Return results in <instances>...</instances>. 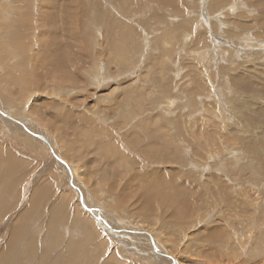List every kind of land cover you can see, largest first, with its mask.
Returning a JSON list of instances; mask_svg holds the SVG:
<instances>
[{
	"label": "rangeland",
	"instance_id": "rangeland-1",
	"mask_svg": "<svg viewBox=\"0 0 264 264\" xmlns=\"http://www.w3.org/2000/svg\"><path fill=\"white\" fill-rule=\"evenodd\" d=\"M0 2L14 7L3 16L12 23L0 32L10 50L0 72L22 73L25 87L41 76L36 92L8 102L15 111L0 103V165H13L0 166V264H264V160L247 145L264 153V0ZM19 4L32 27L23 53L7 40L25 34ZM27 131L50 137L66 165ZM39 190L41 218L25 214ZM58 204L65 217L46 218Z\"/></svg>",
	"mask_w": 264,
	"mask_h": 264
},
{
	"label": "bare ground",
	"instance_id": "bare-ground-1",
	"mask_svg": "<svg viewBox=\"0 0 264 264\" xmlns=\"http://www.w3.org/2000/svg\"><path fill=\"white\" fill-rule=\"evenodd\" d=\"M25 1V0H24ZM11 2V1H10ZM17 3V2H16ZM21 4H22V2H21ZM21 4H19L18 5V8H16L17 10H16V16H15V18H16V20H17V18L19 17L20 18V22L21 23H23V26L25 27V34L23 35V36H20V37H8V43H9V47H11V44H12V47H13V45H15L17 48H18V52L19 53H23L25 50H27L28 49V44H27V42H29L28 41V37H27V32H26V30L27 29H32V27H31V24L29 25V22H28V12L27 11H25V10H23L25 7H26V5L24 6V5H21ZM47 4V3H46ZM29 7V6H28ZM4 7L2 6V4H1V2H0V17L2 16V18H3V16H5V17H7V18H9V19H11V17L10 16H12V14H13V11H14V7H12V8H9V7H7V8H5L4 9V11L2 12L1 11V9H3ZM10 11H11V13H10ZM28 11H30V10H28ZM31 13V12H30ZM30 15H32V14H30ZM30 20V19H29ZM31 23V22H30ZM32 25H33V23H32ZM18 26V25H17ZM22 26V27H23ZM24 27L19 31L20 33H23L24 32ZM45 28V27H44ZM41 30H42V34L45 36V40H43V38L42 37H38L39 38V43L40 44H44L42 47H46V43H45V41H46V39H47V34H48V32H49V30L48 29H43L42 27H41ZM44 30H45V32H44ZM3 32L2 33H4V30H2ZM37 31V30H36ZM1 32V31H0ZM9 35V34H8ZM30 36V35H29ZM27 37V38H26ZM33 41V40H32ZM47 41H50V40H47ZM8 46L7 45H5V44H3V40H1V42H0V61H3V60H5L4 59V57H6V55L8 56L9 54H10V50H9V54H6V53H8V50L6 51V48H7ZM47 47H50V44L48 43V45H47ZM67 47H69L70 49H71V51L72 52H74L75 50H76V45H75V42H72V43H70V44H68L67 45ZM54 50L56 51V52H58V53H60L61 54V47L59 46V43H56V44H54ZM16 49V48H15ZM21 51H20V50ZM35 56L36 55H38L37 53H35L34 54ZM15 73V74H14ZM18 74L20 75V77H23V75H22V73L20 74V72H15V71H8L7 70V73H4V72H0V103L1 102H4V105L5 106H8L12 111L14 110L15 111V108H14V106L15 105H19V103H20V100H21V97L23 96V94H24V92L28 89V87H29V89H31V90H34L35 92H36V90H35V88H37V87H39V83H40V75H35L34 76V74H32L31 75V77H30V79L28 80L29 81V85L28 86H26L25 87V85H23V86H21V84L19 83V79H21L19 76H18ZM14 75V76H13ZM256 75H258V74H256ZM261 75V74H260ZM259 76V75H258ZM28 77V76H27ZM26 77V78H27ZM262 77H264V75L262 76ZM69 79V78H68ZM49 80V79H48ZM59 80V79H58ZM262 80V79H261ZM236 81V80H235ZM237 82H235V84H236ZM27 85V84H26ZM237 87H238V83H237ZM38 89V88H37ZM253 88L252 87H250L249 88V91H251ZM245 90V89H244ZM261 90H262V88H261ZM34 91H33V93H34ZM248 91V90H247ZM263 91V90H262ZM261 91V92H262ZM26 93V92H25ZM255 93V92H254ZM246 94V93H245ZM252 94V93H251ZM258 95V94H257ZM264 95V94H263ZM36 97V96H35ZM264 97V96H263ZM37 98V97H36ZM252 98V97H251ZM254 98V97H253ZM256 98V97H255ZM255 98H254V100H255ZM259 99H261V98H259ZM262 99H264V98H262ZM57 100V99H56ZM253 100V99H252ZM253 100V101H254ZM22 101V100H21ZM59 100H57V102H58ZM259 101V100H258ZM261 101V103L263 102L262 100H260ZM8 102L9 103H16L13 107H11V105L10 104H8ZM55 102V101H54ZM233 103H235L236 104V108H237V110H242V107H240V105H239V103L237 104V102L236 101H234ZM264 103V102H263ZM262 103V105H264ZM235 108V109H236ZM240 108V109H239ZM0 111L2 112V113H4V111L2 110V108H0ZM22 111V110H21ZM20 111V112H21ZM26 111V110H25ZM0 112V113H1ZM68 112H74L73 113V115H71V114H69V116L68 117H66V118H71V119H73L74 120V117H77L78 116V114L76 113V111H66V113H68ZM6 113V112H5ZM4 113V114H5ZM63 113V112H62ZM65 113V112H64ZM76 113V114H75ZM255 113V112H254ZM15 114H16V112H15ZM17 114H19V112H17ZM80 114V113H79ZM256 114V113H255ZM263 114H264V112H263ZM59 115V114H58ZM256 115H258V114H256ZM261 115H262V112H261ZM248 116V115H247ZM246 115H245V117H247ZM8 117V116H7ZM62 117V116H61ZM13 119H14V117H13ZM70 119V120H71ZM11 120V119H10ZM28 120V119H27ZM43 120V119H42ZM4 121V120H3ZM76 119H75V123H76ZM81 121V120H80ZM79 121V123L81 124V123H83L82 121L80 122ZM248 121V120H247ZM261 121V120H260ZM259 121V122H260ZM13 122V121H12ZM23 122L25 123V121L23 120ZM10 123V122H9ZM19 123H21L22 124V122H20L19 121ZM28 123V122H27ZM26 123V124H27ZM30 123V122H29ZM73 123V122H72ZM243 123V122H242ZM246 122H244V124H245ZM262 123V122H261ZM11 124V123H10ZM80 124H79V126H80ZM247 124V123H246ZM254 124H256V123H254ZM24 125V124H23ZM248 125V124H247ZM260 125V124H259ZM264 125V124H263ZM262 124H261V126H263ZM25 126V125H24ZM35 126V125H34ZM50 126V125H49ZM83 126V125H82ZM255 126V125H254ZM248 127V126H247ZM22 128V127H21ZM76 128V127H75ZM78 128V127H77ZM80 128V127H79ZM82 128V127H81ZM244 128H246V125L243 127V130L242 129H240L241 131H244ZM27 130H28V128H27ZM74 130H76V129H74ZM29 131V130H28ZM27 131V133H31L34 137L36 136V137H41V139L43 140V141H45V142H47L48 143V147H49V150L50 151H52V153L54 154V156H55V159L57 160V161H59L60 160V162L62 163V162H64V164L66 165V162L65 161H63L62 159H60V157L57 155L56 156V154H55V149H53L52 148V146H51V139H49L50 137H47L46 136V138L41 134V133H38V132H28ZM67 130H65V131H61L62 132V139L63 138H65L66 140H68L69 139V136H70V134L68 133V132H66ZM77 131H78V129H77ZM80 131V130H79ZM240 131V132H241ZM248 131V130H247ZM250 131V130H249ZM73 132H75V131H73ZM234 132V131H233ZM238 132V131H237ZM237 132H235V134H237ZM239 132V133H240ZM263 132V131H262ZM78 133V132H77ZM258 133V132H257ZM232 134H234V133H232ZM231 134V135H232ZM263 134H264V132H263ZM26 135V134H25ZM30 135V134H29ZM77 135V134H76ZM230 135V134H229ZM230 135V136H231ZM257 135V134H256ZM255 135V136H256ZM235 136V135H234ZM264 136V135H263ZM72 137V136H71ZM75 137V136H74ZM232 137H233V135H232ZM256 137H258V135L256 136ZM71 140V139H70ZM241 141V140H240ZM71 142V141H70ZM251 142H252V139H251ZM251 142H249V141H247V143H251ZM72 143V142H71ZM223 143V142H222ZM216 144V143H215ZM261 144H264V140L262 139V141H261ZM53 145V144H52ZM248 145V147L253 151V152H255L256 154H258V155H260V157H261V159H263L264 160V153L263 152H261L260 150H256L257 148H255L252 144H247ZM78 146V145H77ZM90 146V145H89ZM74 147H75V145H74ZM80 147V146H79ZM67 148V147H66ZM72 150V149H71ZM85 151V150H84ZM89 151V150H88ZM78 152V151H77ZM57 153V152H56ZM81 153V152H80ZM84 156V155H83ZM96 156V155H95ZM163 156V155H162ZM66 158V157H65ZM76 158H77V156H76ZM164 158V157H163ZM8 159V158H7ZM79 159V158H78ZM64 160H66V159H64ZM78 161V160H77ZM56 162V161H55ZM161 163V162H160ZM9 167V169L13 166L12 165V162H8V164H6V162H3L2 163V165H1V167ZM8 167H7V169H8ZM76 168V167H75ZM16 169V168H15ZM4 170V169H3ZM11 170V169H10ZM73 170V171H72ZM74 168H72V166H70L69 167V165H68V170H67V174L70 176L71 175V177H69L70 178V180H71V183L73 182L72 181V179L74 180V178H73V176H74V174L76 175V172H74ZM1 172V171H0ZM6 172V171H5ZM108 172V171H107ZM4 174V173H3ZM8 174V173H7ZM161 175V174H160ZM11 176V175H10ZM107 176H109V175H107ZM14 177V176H13ZM77 177V176H76ZM76 177H75V181H76ZM112 177V176H111ZM11 178V177H10ZM218 183H219V185H220V187H221V189H225V184L222 182V181H220V180H218ZM74 187H75V189L76 190H78V192H79V196L81 197V202L80 203H82V205L83 206H85V208L87 209V210H89V211H91L92 210V208H91V206H88V205H86L85 204V202L86 201H84V194H82V192H81V190H79V185L78 186H76L75 184H74V182H73V184H72ZM156 186V185H155ZM97 187V189H99V187L98 186H96ZM158 187V186H157ZM166 187V186H165ZM173 187H174V185H173ZM176 187V193H177V195H178V197H179V199H181V197L179 196V190H181L180 188H178V186H175ZM145 189V188H144ZM169 189V188H168ZM155 190V189H154ZM159 190V189H158ZM160 190H161V188H160ZM169 190H171V189H169ZM231 189L229 188V186L224 190V192L226 193V194H228L229 193V191H230ZM167 191V190H166ZM172 191V190H171ZM150 192V191H149ZM153 192V191H152ZM144 193V192H143ZM182 193V192H181ZM38 195H39V197L37 198V196H36V199L34 200L35 201V205H31V207H33V208H35V211H33V212H31V211H28V212H26L25 214H29V213H35V214H40V216H39V218H41L42 217V215H43V210H44V208H45V205H44V202H43V199H42V197L44 196V194L42 193V191L41 190H39L38 191V193H37ZM145 194V193H144ZM46 195V194H45ZM160 195H161V193H160ZM48 196V195H47ZM63 196V195H62ZM119 196V195H118ZM151 197V196H150ZM176 197V196H175ZM231 197H232V195H231ZM152 198V197H151ZM174 198V197H173ZM120 199V198H119ZM178 199V198H177ZM178 199V200H179ZM163 200V199H162ZM164 200H165V198H164ZM173 200V199H172ZM121 201V200H120ZM176 201V200H175ZM231 201V200H230ZM147 202V201H146ZM177 202V201H176ZM176 202L174 203V204H176ZM179 202V201H178ZM226 202H228V203H226V204H228V206L230 207L231 206V202H229V197L226 199ZM34 203V202H33ZM150 203H151V201H150ZM181 203V202H180ZM5 204V203H4ZM161 204H163V203H161ZM171 204V203H170ZM149 205V204H148ZM177 205H178V203H177ZM176 205V206H177ZM194 205V204H193ZM168 206H171V205H168ZM167 206V207H168ZM174 206V205H173ZM179 206V205H178ZM227 206V207H228ZM4 207V206H3ZM29 207V206H28ZM56 208L55 210H53V212L51 213V212H48V214L47 213H45V217L46 218H48L49 220H51L52 218H54V217H65V215H64V212H61L60 210L62 209L61 208V206L58 204V205H53L51 208L53 209V208ZM181 208L180 209H176L175 210V213H176V211H177V213H176V217H177V219L179 218L180 220H181V218L185 215L184 214V212H185V206L184 207H182V206H180ZM194 207H192V209H193ZM4 209V208H3ZM164 209H166V208H164ZM172 209V208H171ZM31 210V209H30ZM168 210H169V207H168ZM94 211V210H93ZM93 211H91V213L93 212ZM97 212V211H96ZM101 212V211H100ZM99 213V212H98ZM98 213H96V216H98L97 214ZM25 214H23V215H25ZM95 214V213H94ZM172 214H174V211H173V213ZM189 214V213H188ZM23 215L20 217V218H23ZM187 215V214H186ZM44 216H43V218H44ZM99 216H101V215H99ZM102 217V216H101ZM20 218H19V220H20ZM172 218V217H171ZM174 218V217H173ZM101 219V218H100ZM104 219V218H103ZM175 220H177L176 218H174ZM178 219V220H179ZM172 222H173V220H172ZM181 222V221H180ZM105 224L107 225V226H109V227H111V225L107 222V221H105ZM178 224V223H177ZM27 227V226H26ZM28 228H29V226H28ZM116 228V227H115ZM126 228V227H125ZM23 229L24 228H20L19 229V231H13V235L10 237V244L12 245V243H16V241L21 237V236H23ZM117 230V229H116ZM119 230V229H118ZM132 230V229H131ZM131 230H129V231H131ZM133 231H135V233L136 234H142L143 236H145V237H147V240H149V241H151L153 244L152 245H154V242H155V244H158L157 243V241L154 239V236L150 233V232H147L146 230H133ZM27 232V231H26ZM25 232V233H26ZM115 232H118V231H115ZM119 233V232H118ZM125 233V232H124ZM8 235V234H7ZM129 235V234H128ZM154 239V240H153ZM22 246H23V243H22ZM24 246H25V243H24ZM160 246V245H159ZM71 248H72V246H71ZM154 249H156V251H157V253H159L160 255H162V256H169V255H167L164 251V253H160L161 251H159V250H157V248H156V246L154 245ZM29 250H30V252H31V254L32 255H34V254H36V250H37V245H34L33 243H31L30 245H29ZM10 251V250H9ZM7 253V252H6ZM85 256V255H84ZM172 256V255H171ZM173 257V256H172ZM73 258L74 257H70L69 256V258L67 257V262H69V264H76L77 262L76 261H73ZM173 259V258H172ZM42 260H43V258H42ZM91 260V259H90ZM83 262H84V264H93V261H91V262H89L88 260H86V259H83ZM173 262H174V264H175V261L173 260ZM45 263V262H44ZM96 264H97V262H96Z\"/></svg>",
	"mask_w": 264,
	"mask_h": 264
},
{
	"label": "crops",
	"instance_id": "crops-1",
	"mask_svg": "<svg viewBox=\"0 0 264 264\" xmlns=\"http://www.w3.org/2000/svg\"><path fill=\"white\" fill-rule=\"evenodd\" d=\"M2 12H3V9H2ZM8 21V22H10V24L12 23L11 21H9L8 19H4V18H2V16L0 17V29H1V33L3 32L2 30L3 29H5V28H7L8 26H9V23H8V25H4V21ZM14 23H16V21H14ZM13 25V24H12ZM43 25H45V24H43ZM48 29H50V27L48 28ZM13 48V47H12ZM10 55V54H9ZM61 67H65V60H66V63H67V53H65L64 55H62L61 57ZM75 118H80L79 116H77V117H74V119ZM70 120V119H69ZM71 122V121H70ZM85 124H87V123H85ZM76 130V134H77V132H79V130H80V132H82L83 130H81V129H79V128H75ZM77 129H78V131H77ZM100 130V129H99ZM71 136H73V135H70L69 136V139L67 140V141H71L72 142V140H74V141H77V139L75 140V138H70ZM75 137H76V135H74ZM71 139V140H70ZM73 141V142H74ZM70 142V143H71ZM72 142V143H73ZM73 147H74V145H73ZM74 149L76 150V147H74ZM76 151H78V152H81L82 153V151H80L79 149L78 150H76ZM6 153V152H5ZM6 156V155H5ZM106 156V155H105ZM1 162V161H0ZM81 162V161H80ZM2 165V164H1ZM0 165V166H1ZM5 168V167H4ZM45 192H46V190H45ZM43 194H45L44 192H42ZM11 196V195H10Z\"/></svg>",
	"mask_w": 264,
	"mask_h": 264
}]
</instances>
